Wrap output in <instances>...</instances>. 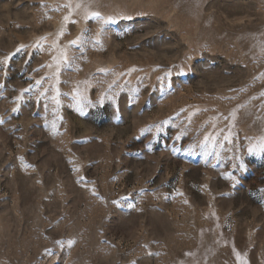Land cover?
Segmentation results:
<instances>
[{
    "label": "rangeland",
    "instance_id": "rangeland-1",
    "mask_svg": "<svg viewBox=\"0 0 264 264\" xmlns=\"http://www.w3.org/2000/svg\"><path fill=\"white\" fill-rule=\"evenodd\" d=\"M0 264H264V0H0Z\"/></svg>",
    "mask_w": 264,
    "mask_h": 264
}]
</instances>
